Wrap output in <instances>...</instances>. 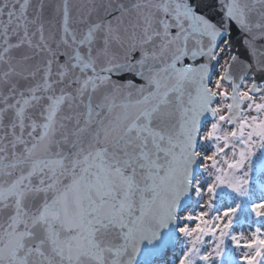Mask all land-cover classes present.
I'll return each instance as SVG.
<instances>
[{"label": "snow or ice", "instance_id": "6c2138e0", "mask_svg": "<svg viewBox=\"0 0 264 264\" xmlns=\"http://www.w3.org/2000/svg\"><path fill=\"white\" fill-rule=\"evenodd\" d=\"M258 175L264 0H0V264H264Z\"/></svg>", "mask_w": 264, "mask_h": 264}, {"label": "rangeland", "instance_id": "374dc122", "mask_svg": "<svg viewBox=\"0 0 264 264\" xmlns=\"http://www.w3.org/2000/svg\"><path fill=\"white\" fill-rule=\"evenodd\" d=\"M258 179L264 180V177H259ZM264 198V190H261L260 187L257 186V181L254 179L253 185L250 191V197L247 200H244L241 202V209H240V214L237 218L238 223L240 222L241 219L247 220L248 222H252V214L250 212V209L248 208V204L251 202L253 199H260ZM236 198L231 197L229 200L224 201L225 203H231L234 202ZM196 207V201L192 197L191 204L187 208H195ZM181 251L179 241L175 240V246L172 251L167 250L165 252V256L163 259H156L153 262H150L148 264H172V259L176 256L179 255V252ZM235 253L233 250H229L228 252H225V255L223 257V264H236L234 257Z\"/></svg>", "mask_w": 264, "mask_h": 264}, {"label": "water", "instance_id": "95a60500", "mask_svg": "<svg viewBox=\"0 0 264 264\" xmlns=\"http://www.w3.org/2000/svg\"><path fill=\"white\" fill-rule=\"evenodd\" d=\"M234 31L238 32V30H235V29H234ZM235 38L239 39L240 37L237 34ZM236 50L242 51V49H240V48H237ZM190 199H191L190 195L184 198V201L182 202V208H186L190 204ZM175 238H176V234L174 233V231L169 230L165 233V237H164L165 241H169V240L175 241ZM165 248H166L165 242H158V243L153 244V245H148L145 242L142 245V250L139 254L137 264H141V263L145 264L147 262V260L152 259V257L155 255L163 256ZM169 248L170 249L174 248V243Z\"/></svg>", "mask_w": 264, "mask_h": 264}]
</instances>
